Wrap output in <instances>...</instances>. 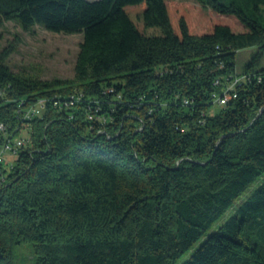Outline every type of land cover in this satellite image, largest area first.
Returning <instances> with one entry per match:
<instances>
[{
    "label": "trees",
    "instance_id": "1",
    "mask_svg": "<svg viewBox=\"0 0 264 264\" xmlns=\"http://www.w3.org/2000/svg\"><path fill=\"white\" fill-rule=\"evenodd\" d=\"M166 1L0 0V25L82 33L71 79L20 76L0 51V147L29 131L0 169V264L23 242L34 264H175L231 208L183 264H264V183L248 192L264 174V0H194L244 29L202 34Z\"/></svg>",
    "mask_w": 264,
    "mask_h": 264
},
{
    "label": "rangeland",
    "instance_id": "2",
    "mask_svg": "<svg viewBox=\"0 0 264 264\" xmlns=\"http://www.w3.org/2000/svg\"><path fill=\"white\" fill-rule=\"evenodd\" d=\"M166 4L171 11L175 28L179 17L186 15L189 30L194 34H202L211 30L215 23L227 24L235 32L244 30L243 25L234 16L220 15L209 9H202L194 0H172L166 1ZM81 40L82 33L53 32L41 25H34L28 29L22 28L16 21H7L0 25V51L11 47L6 57V63L15 74L20 76L37 77L42 80L71 79L74 75L73 67ZM256 49L257 46H251L237 51L236 67L238 71ZM261 67H264V56L257 66V68ZM218 109L219 106L216 104L211 107L213 112ZM22 135L29 137V131L23 130ZM6 158L14 160L11 155H7ZM261 183H264V174L259 177L248 192ZM232 214L233 208L216 221L201 240L211 232L217 231ZM201 240L184 252L175 264H183ZM12 256L14 264H34L35 253L32 243L23 242L14 245Z\"/></svg>",
    "mask_w": 264,
    "mask_h": 264
},
{
    "label": "built area",
    "instance_id": "3",
    "mask_svg": "<svg viewBox=\"0 0 264 264\" xmlns=\"http://www.w3.org/2000/svg\"><path fill=\"white\" fill-rule=\"evenodd\" d=\"M237 78H235L234 82H237ZM233 89L232 85H229L222 95H214L216 98V101L219 104H225L227 99L230 97V94L226 93L228 90ZM5 93L4 90L0 89V95H3ZM235 97V94L233 95ZM66 100H54L53 105L54 106H65V107H74L75 104L83 97L82 91L80 89L73 90L70 94L67 95ZM186 103V101H185ZM18 113L22 117V119H32L33 117L40 116L43 114L47 107V99L45 97L38 98L36 100L32 99H21L18 102ZM93 116L91 114L88 115V119L91 120ZM0 129L4 130L5 126L3 124L0 125ZM29 142V138L26 136H23L22 134L7 138L5 142L0 147V169L3 167H7V165H10L12 163L11 160H7L6 156L11 155L12 157L17 156V152L20 148L26 146ZM4 181L3 172L0 170V185Z\"/></svg>",
    "mask_w": 264,
    "mask_h": 264
}]
</instances>
